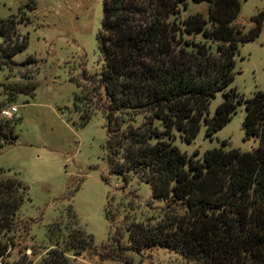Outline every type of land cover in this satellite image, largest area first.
<instances>
[{"label":"trees","instance_id":"1","mask_svg":"<svg viewBox=\"0 0 264 264\" xmlns=\"http://www.w3.org/2000/svg\"><path fill=\"white\" fill-rule=\"evenodd\" d=\"M193 1L208 3L207 18L195 13L180 19L186 0H102L96 38L98 83L108 102L109 169L123 179L132 171L164 205L159 221L128 224V245L112 250L107 245L100 259L121 258L125 248L138 252L158 246L189 264H264V92L244 99L233 88L225 90L233 80L237 46L259 34L264 11L252 16L254 26L242 33L231 24L239 0ZM0 35V61L12 64V56L26 47V37L19 36L11 18L0 19ZM33 90L34 85L14 84L9 91L32 95ZM218 91L222 101L209 115V101ZM241 103L242 128L245 137L258 138L256 148H212L194 159L173 144V130L189 143L201 124L204 137L211 138ZM123 112L144 113L142 125L119 132L124 122L117 114ZM13 126L0 116V146L13 142ZM25 194L20 181L0 177V264ZM70 215L75 219L72 210ZM24 221L27 232L32 220ZM53 229L59 226L47 227L49 239ZM57 244L54 240L39 264H68L66 250L73 256L86 249L96 252L81 229L69 232L62 248ZM15 264L29 263L24 255Z\"/></svg>","mask_w":264,"mask_h":264},{"label":"rangeland","instance_id":"2","mask_svg":"<svg viewBox=\"0 0 264 264\" xmlns=\"http://www.w3.org/2000/svg\"><path fill=\"white\" fill-rule=\"evenodd\" d=\"M239 2V12L231 24L246 33L254 26L252 16L264 11V0ZM101 3L0 0V19L11 18L16 32L27 42L12 56V64L0 61V107L17 108L7 118L14 122L16 137L11 144L0 146V177L15 178L26 189L16 214L17 226L8 234L9 250L3 264H15L24 255L26 263L39 264L54 240L62 248L68 233L77 229L92 238L96 252L86 249L73 256L66 250L68 264H126V260L128 264H189L179 253L158 246L138 252L125 248L121 258H99L107 245L110 250L116 249V244L128 245V224L159 221L164 205L163 199L151 197L149 184L132 171L123 179L109 169L105 127L108 102L98 83L101 60L96 37ZM207 5L206 1L186 0L179 18L195 13L207 18ZM2 40L0 35V43ZM14 84L34 85L33 94L10 92ZM229 88L244 99L257 90L264 92V22L254 39L238 44L233 80L225 90ZM222 98V91H218L210 99L209 115ZM117 115L124 122L121 133L141 126L144 119L142 112ZM243 117L241 103L211 138L204 137L201 124L189 143L176 130L172 142L194 159L218 147L251 151L258 138L245 137ZM155 123L160 128L159 122ZM24 220H32L27 232L23 230ZM51 225H58L59 231L53 229L49 239L47 227Z\"/></svg>","mask_w":264,"mask_h":264},{"label":"built area","instance_id":"3","mask_svg":"<svg viewBox=\"0 0 264 264\" xmlns=\"http://www.w3.org/2000/svg\"><path fill=\"white\" fill-rule=\"evenodd\" d=\"M16 112H17V108L14 105H12L10 107L2 108L0 110V116L2 118L7 119V118H11Z\"/></svg>","mask_w":264,"mask_h":264}]
</instances>
